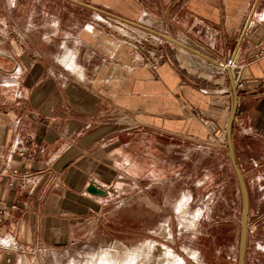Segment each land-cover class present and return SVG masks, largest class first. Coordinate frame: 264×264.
I'll return each instance as SVG.
<instances>
[{
	"label": "crops",
	"instance_id": "obj_1",
	"mask_svg": "<svg viewBox=\"0 0 264 264\" xmlns=\"http://www.w3.org/2000/svg\"><path fill=\"white\" fill-rule=\"evenodd\" d=\"M13 1L0 0L5 11ZM75 1L103 13L62 0L70 7L67 22L56 18L48 34L41 31L43 40L30 43L79 45L66 63L71 75L45 57L19 53L22 63L14 52L6 53V39L0 41V264H59L84 230L103 225L115 195L88 194L90 181L117 192L123 177L133 179L144 167L164 173L169 148L154 135L207 138L212 129L205 119L223 113L228 85L233 91L229 73L219 71L222 62L240 64L232 72L235 81L242 74L246 90L236 120L245 124L253 115L246 141L264 170V59L253 61L264 33L251 30L252 20L247 26L257 0L240 34L251 0ZM98 17L127 28L129 39L131 33H154L194 53L172 55L169 45L167 59L154 70L139 63L121 38L87 22ZM6 58L18 74L6 69ZM188 60H195L197 76ZM6 74L17 87L11 101ZM29 140L45 148L31 162L15 152Z\"/></svg>",
	"mask_w": 264,
	"mask_h": 264
},
{
	"label": "rangeland",
	"instance_id": "obj_2",
	"mask_svg": "<svg viewBox=\"0 0 264 264\" xmlns=\"http://www.w3.org/2000/svg\"><path fill=\"white\" fill-rule=\"evenodd\" d=\"M255 1L248 4L239 34ZM11 4L9 7L7 3L5 11L0 2V41L6 39V53L14 52L22 63L19 53L30 58H48L49 62L53 60L50 63L56 69L71 75L65 70L66 63L73 60L75 48L79 45H64V40H60L59 45L46 42L32 45L45 38L41 31L48 34L53 29V20L63 17L62 20L66 21L65 13L70 9L68 4L62 0H15ZM87 22L94 29L121 38L124 45L139 57V63L150 65L149 59L155 55L164 62L169 45L173 47L170 50L172 55L194 53L154 33L139 37L128 30L134 38L129 39L123 34L127 28L110 20L106 23L100 17L88 18ZM252 25L251 30L259 29L260 34L264 33V0H260L256 8ZM263 48L264 39H261L253 61L258 60L257 55ZM194 61L188 60V65L197 76L198 68ZM237 65L240 66L238 62ZM150 67L154 70L159 68ZM8 68L12 73L13 68ZM219 71L226 72L221 66ZM10 77L6 74L8 98L17 91ZM195 79L199 81L197 77ZM227 88L229 100H225V108H221L223 113H210L205 119L212 129L207 138L154 135L157 140L163 139L165 148H169L165 150L164 173L148 171L144 167L138 174L133 173V179L123 177L116 194L109 197L110 202L101 221L104 226H95L92 231L84 230L80 240L71 247L69 257L58 258L59 264H239L243 196L229 157L226 129L234 93L230 85ZM245 90V84L243 89L237 88L239 99ZM236 119L233 144L250 198L245 264H264V170L260 168L258 154L248 149L246 141V133L252 129L254 117H247L245 124H242V118L238 122ZM146 135L144 133L143 136Z\"/></svg>",
	"mask_w": 264,
	"mask_h": 264
},
{
	"label": "water",
	"instance_id": "obj_3",
	"mask_svg": "<svg viewBox=\"0 0 264 264\" xmlns=\"http://www.w3.org/2000/svg\"><path fill=\"white\" fill-rule=\"evenodd\" d=\"M72 3H75L77 5L93 9L97 12L103 13V11L96 9L94 7H91L89 5L83 4L81 2L75 1V0H67ZM260 0L256 1L255 7L257 6L258 2ZM254 7V9H255ZM254 9L252 11V14L250 16V19L248 21L247 26L250 24L252 17L254 15ZM167 40L172 41L174 44L179 45L181 47H184L186 49H189L182 43L163 36L159 35ZM190 50V49H189ZM234 61V60H232ZM219 66H222L221 64ZM226 71L229 73L230 78H231V83H232V88H233V93H234V102H233V108H232V113L230 115L228 124H227V129H226V134H227V142H228V147H229V157L230 161L233 167V170L235 172V175L237 176L241 191H242V196H243V215H242V225H241V244H240V255H239V264H245L246 260V254H247V247H248V236H249V217H250V199H249V193H248V188L242 173V170L239 167L235 149H234V144H233V124L237 116L238 108H239V93L237 91L236 87V82L233 76L232 69L230 67H226ZM86 192L92 196L100 197V198H107L111 194H116V190L114 187H104L96 183L95 181H90L88 187L86 188Z\"/></svg>",
	"mask_w": 264,
	"mask_h": 264
},
{
	"label": "built area",
	"instance_id": "obj_4",
	"mask_svg": "<svg viewBox=\"0 0 264 264\" xmlns=\"http://www.w3.org/2000/svg\"><path fill=\"white\" fill-rule=\"evenodd\" d=\"M156 56V55H155ZM153 57L151 56L149 59V63L152 67L157 68L159 67V65L162 63L161 60H159L157 57ZM163 56L160 57V59ZM264 58V48L260 51V53H258L257 58L256 59H261ZM221 67L223 69V71H226V67H230L232 70H236V69H240L241 67L237 65L236 61H232V60H228L226 63H221ZM236 87L238 89H243L244 88V79L242 74L240 73V75L237 77L236 79ZM29 145H24V147H16L15 148V152L18 153L21 156L27 155L28 156V161L31 162L33 161L38 154H43L45 152V148L39 144V143H35L31 140L28 141ZM27 142V143H28ZM14 175H19V171L17 169H15L13 171ZM18 186L21 188L23 186V183H19ZM13 209H17V206H13Z\"/></svg>",
	"mask_w": 264,
	"mask_h": 264
},
{
	"label": "flooded vegetation",
	"instance_id": "obj_5",
	"mask_svg": "<svg viewBox=\"0 0 264 264\" xmlns=\"http://www.w3.org/2000/svg\"><path fill=\"white\" fill-rule=\"evenodd\" d=\"M6 66H7V67H6V69H7L8 67L11 66V64L8 63V64H6ZM9 72H11V71H9ZM19 72H20V71H19V69H18V67H17L16 69L13 70L12 73H17V74H18ZM249 199H250V198H249ZM249 220H250V217H249Z\"/></svg>",
	"mask_w": 264,
	"mask_h": 264
}]
</instances>
